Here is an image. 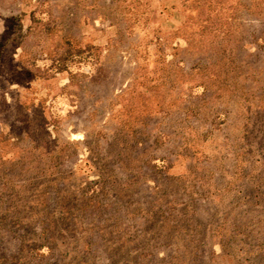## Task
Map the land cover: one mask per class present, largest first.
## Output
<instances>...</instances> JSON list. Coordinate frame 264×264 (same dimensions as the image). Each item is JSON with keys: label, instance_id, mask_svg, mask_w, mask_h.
<instances>
[{"label": "rangeland", "instance_id": "1", "mask_svg": "<svg viewBox=\"0 0 264 264\" xmlns=\"http://www.w3.org/2000/svg\"><path fill=\"white\" fill-rule=\"evenodd\" d=\"M0 264H264V0H0Z\"/></svg>", "mask_w": 264, "mask_h": 264}]
</instances>
